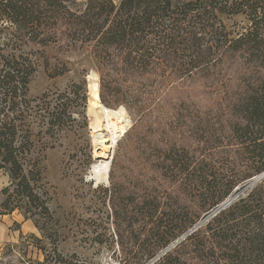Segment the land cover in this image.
<instances>
[{
    "label": "trees",
    "instance_id": "trees-1",
    "mask_svg": "<svg viewBox=\"0 0 264 264\" xmlns=\"http://www.w3.org/2000/svg\"><path fill=\"white\" fill-rule=\"evenodd\" d=\"M232 16L249 22L234 38L224 22ZM85 47L100 75L102 104L133 117L108 193L117 229L128 225L134 235L131 264H147L264 172V0H0V170L10 178L0 216L23 209L46 240L56 232L36 192L40 175L23 166L31 145L23 130L34 109L28 87L35 57L49 70L47 49ZM161 79L166 84L158 88ZM218 84L225 97L212 116L199 95ZM86 86L60 95L66 102L53 108L50 128L67 125L69 96L85 94ZM243 156L253 157L238 168ZM128 244L122 235L124 252H132ZM153 264H264V180Z\"/></svg>",
    "mask_w": 264,
    "mask_h": 264
},
{
    "label": "rangeland",
    "instance_id": "rangeland-1",
    "mask_svg": "<svg viewBox=\"0 0 264 264\" xmlns=\"http://www.w3.org/2000/svg\"><path fill=\"white\" fill-rule=\"evenodd\" d=\"M224 22L232 38L245 33L249 27L248 19L245 16L228 17ZM39 49L38 46L28 48L29 51H38ZM45 52L49 59L50 69H46L44 60L39 55L35 57L36 73L32 76L28 87V97L32 102L34 101L32 103L34 109L27 117L23 130V136L28 133L31 141L23 159V166L26 174L38 172L40 175L41 180L36 184V192L49 208L50 216L54 222H49L47 226L50 230L52 229L51 233L56 232V234L53 238L46 240L42 238L36 228L38 231L36 234H23L21 236L23 240L19 238L15 242L0 246V264H44L46 256L48 260L45 264H131L137 254V249L133 246L134 235L128 225L121 231L117 229L111 206V196L108 193L110 181L108 180L106 184H96L90 180L92 167L97 163L95 148L97 134L93 128L96 126L98 118L102 121L100 113L90 111V77L92 74L96 75L98 84L100 81L91 49L85 47L80 51L58 53L51 48ZM56 69H66V73L60 77L52 78L50 75ZM83 82L87 84L85 94L81 90H75L76 95L69 96L73 102V109L67 125L64 128H50L48 123L51 120V113L54 112L53 108L66 102V98H59L60 95L72 92L74 85H80ZM165 84L166 79H161L158 88ZM196 85L198 86L199 82ZM207 93L199 96L203 101L202 107L213 110V116L216 114L215 101L223 100L225 88L218 84ZM83 95L86 96V101L82 100ZM106 108L112 111L123 109L130 121L126 133L113 148L111 158L113 162L118 153L119 142L133 126V117L123 106L116 109ZM212 116L206 117L209 124L215 123ZM104 125H106L105 122H103L100 134L109 138L108 129ZM252 157H238V168L243 167ZM121 159L122 163H125L121 164V167L126 166V157L121 155ZM256 177L238 185L223 204L202 216L197 224L167 248L161 250L151 260L153 262L150 261L147 264L156 262L181 244L188 236L206 225L219 212L228 208L240 197L246 196L259 184L252 185V181ZM9 186L8 172L0 170V192ZM229 199L234 201L225 205ZM37 215L39 214L37 213ZM36 217L42 223L46 222L44 216ZM24 218L23 209L15 211L9 217L13 222L17 219L21 221ZM0 219H4V217L0 216ZM29 221L35 225L34 219ZM13 225V233L18 234L19 225L17 223ZM122 235L125 237V243H129L128 249H132V252H130L131 250L124 252L120 246ZM150 242L151 240L147 244L149 245Z\"/></svg>",
    "mask_w": 264,
    "mask_h": 264
},
{
    "label": "bare ground",
    "instance_id": "bare-ground-1",
    "mask_svg": "<svg viewBox=\"0 0 264 264\" xmlns=\"http://www.w3.org/2000/svg\"><path fill=\"white\" fill-rule=\"evenodd\" d=\"M89 96L90 111L100 113L102 121L98 118L96 126L93 128L97 134L95 138L97 163L92 167L90 172V180L96 184H106L110 172V160L113 154V148L118 140L126 133L129 125V119L123 109L112 111L104 107L100 102V88L96 75L90 77ZM103 122L106 123L109 138L100 134Z\"/></svg>",
    "mask_w": 264,
    "mask_h": 264
},
{
    "label": "crops",
    "instance_id": "crops-1",
    "mask_svg": "<svg viewBox=\"0 0 264 264\" xmlns=\"http://www.w3.org/2000/svg\"><path fill=\"white\" fill-rule=\"evenodd\" d=\"M4 219H0V246H3L4 244H9L11 242H15L21 236L24 234H36L38 231L33 225V223L29 220L24 219H17L16 221H12L9 219V216H3ZM8 218V219H7ZM14 223H17L19 225V233L16 232L13 233L12 228L14 227ZM21 240H23L21 238Z\"/></svg>",
    "mask_w": 264,
    "mask_h": 264
},
{
    "label": "water",
    "instance_id": "water-1",
    "mask_svg": "<svg viewBox=\"0 0 264 264\" xmlns=\"http://www.w3.org/2000/svg\"><path fill=\"white\" fill-rule=\"evenodd\" d=\"M111 166H112V159L110 160V170H111ZM110 173V172H109ZM108 180H109V175H108ZM264 180V172L261 173L259 176H257L253 181H252V185H256L258 183H261ZM108 183V182H107ZM234 200L233 199H229L225 205H228L230 203H232Z\"/></svg>",
    "mask_w": 264,
    "mask_h": 264
},
{
    "label": "built area",
    "instance_id": "built-area-1",
    "mask_svg": "<svg viewBox=\"0 0 264 264\" xmlns=\"http://www.w3.org/2000/svg\"><path fill=\"white\" fill-rule=\"evenodd\" d=\"M151 262H153V261H151Z\"/></svg>",
    "mask_w": 264,
    "mask_h": 264
}]
</instances>
